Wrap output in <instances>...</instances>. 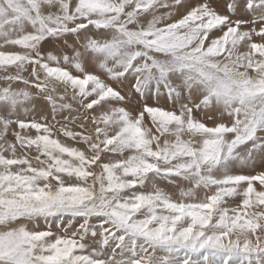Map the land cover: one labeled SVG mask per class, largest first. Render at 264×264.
Segmentation results:
<instances>
[{"label": "snow or ice", "instance_id": "snow-or-ice-1", "mask_svg": "<svg viewBox=\"0 0 264 264\" xmlns=\"http://www.w3.org/2000/svg\"><path fill=\"white\" fill-rule=\"evenodd\" d=\"M0 39V264H264V0H0Z\"/></svg>", "mask_w": 264, "mask_h": 264}, {"label": "rangeland", "instance_id": "rangeland-1", "mask_svg": "<svg viewBox=\"0 0 264 264\" xmlns=\"http://www.w3.org/2000/svg\"><path fill=\"white\" fill-rule=\"evenodd\" d=\"M162 11H164V10L161 9V12ZM157 14H159V13H157ZM253 15H255V14H247L245 18L248 19V20H251L253 18ZM149 19H151L150 16H149ZM250 27H251V24H249L247 26H244V29L243 30H248ZM257 27H259V25H257ZM254 39H257V38L254 37ZM70 43H71V41H70ZM2 44H3V41H2V39H0V45H2ZM54 47H58V46H54ZM0 51H6V52H22L23 49H20L18 46L8 45V46L0 47ZM67 54L73 55V52H72V49L71 48L68 49ZM90 64H91V60H89V65ZM89 65H86V67H89ZM89 70H91V68H89ZM72 71H73L74 74H76L75 73V70H72ZM0 75H3V73L0 72ZM1 85H2V87H3V85H5L3 81H0V88H2ZM29 107L31 109V105ZM48 113H49V119H50L51 118V116H50L51 109L50 108L48 109ZM32 114L33 115H36L35 112H33ZM199 115L200 114L197 113V116H199ZM204 122L206 124H208V126H212L213 125V121H211V120L205 119ZM224 122L225 123H230V119L227 118V117H225L224 118ZM149 123H150V121H149ZM13 127L14 126H10V130H9V133H8V138L12 142H14V137H12V135H11V130H12ZM20 131H23V130H20ZM32 134L35 135L34 130L32 131ZM0 143H2V142H0ZM18 154H20L19 153V146H18ZM239 167L240 166L237 165V169H239ZM155 182H156L157 186L161 190H163V191L169 193L170 195H172L174 199H179V191H180L181 188L187 189L188 187H190V184L188 182H184V181L179 182V186H177V184L169 183L168 181H165V180H157ZM198 191H199V195L201 197L205 194L204 190H198ZM238 203H239V198H236L235 203L232 204V207H235L236 204H238ZM41 224H43V221H41ZM29 227H31V225H29ZM0 230H2V229H0Z\"/></svg>", "mask_w": 264, "mask_h": 264}, {"label": "bare ground", "instance_id": "bare-ground-1", "mask_svg": "<svg viewBox=\"0 0 264 264\" xmlns=\"http://www.w3.org/2000/svg\"><path fill=\"white\" fill-rule=\"evenodd\" d=\"M24 51V50H23ZM22 51V52H23ZM49 51H52V48L51 47H49V48H47V49H45V54H47V52H49ZM5 85H3V87H4ZM1 87H2V85H1ZM32 107V106H31ZM156 183V182H155Z\"/></svg>", "mask_w": 264, "mask_h": 264}]
</instances>
